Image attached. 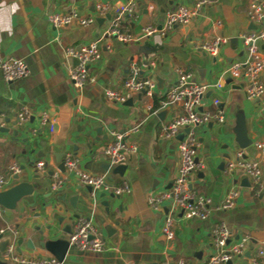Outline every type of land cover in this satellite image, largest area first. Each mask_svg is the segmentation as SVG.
Returning a JSON list of instances; mask_svg holds the SVG:
<instances>
[{
    "label": "crops",
    "instance_id": "1",
    "mask_svg": "<svg viewBox=\"0 0 264 264\" xmlns=\"http://www.w3.org/2000/svg\"><path fill=\"white\" fill-rule=\"evenodd\" d=\"M196 1L173 0L170 4L169 0H0V55L21 59L29 69L26 77L12 82H5L0 73V173L9 180L7 188L23 181L32 184L36 201L34 207H28L31 196L22 198L17 206L24 207L23 213L17 210L11 215H6L0 206V229L5 230L0 234V264H15L3 257L6 245L12 241L20 255L51 256L38 246L42 235L67 239L80 218L93 221L106 249L93 253L73 247L61 264H177L179 259L187 264H202L216 252L211 230L219 221H224L230 230L228 244L248 238L245 251L227 264H254L256 253L264 249V153L254 146L256 141H264V94L258 101L248 98L246 79H232L222 73L233 62L246 58L240 35L259 29L264 21L258 25L250 19L251 0H217L205 5L188 24L174 26L166 36L140 37L144 27H158L166 13L180 6L191 7ZM128 2L134 4V12L124 15L122 30L140 38L121 42L105 36L110 22L106 14ZM98 3L107 7L103 16L96 13ZM71 10L82 17L95 16V20L87 26L72 24L61 30L50 25L49 15ZM98 18L103 20L97 21ZM215 38L225 39L216 55L197 48ZM94 39L99 40L100 53L89 67L94 80L75 88L69 79V69L75 63L66 56L65 49ZM260 49L264 53V41ZM152 59L156 61L154 78L162 79L161 87L155 79L153 98L128 93L123 103L105 99L106 88L121 89L132 63L145 72L146 63ZM176 68L191 71L196 82L214 83L221 79L222 84L220 89L204 94L199 111L220 108L224 122L195 128L196 160L202 168L190 175L189 187L211 200L205 219L182 217L171 198H163L157 209L148 203L149 196L172 186L180 160L177 145L186 135L184 129L172 138L162 135L163 125L179 112L178 105L170 107L163 118L158 117L163 109L152 111L155 101L175 81ZM214 99L219 103L215 105ZM22 108L28 111L29 118L19 126L16 116ZM44 111L56 119L53 132L46 127L39 129V116ZM239 123L252 141L242 149L243 158L257 161L261 169L258 184L240 170L229 172L226 168L241 149L235 141ZM135 126L137 131L133 132ZM113 130L124 133L123 140L136 146V151L126 156L122 175L113 173L111 166L109 170L104 168L109 163L103 147ZM66 153L78 158L82 170L92 174L106 172L114 186L127 181L130 191L118 196L109 191L98 192L92 198L74 174L58 170L56 156L62 154L63 159ZM40 161L44 170L36 167ZM12 163L20 167L18 180L15 174L9 176ZM49 172H60L58 193L51 189ZM233 188L238 192L233 207L216 209ZM74 196L72 204L70 199ZM59 217H64L61 223ZM47 218L53 221L55 237L45 230ZM166 218L172 220V239H166L162 232ZM36 227L44 233L40 235ZM18 239H22L19 252ZM28 241L33 249L28 247Z\"/></svg>",
    "mask_w": 264,
    "mask_h": 264
},
{
    "label": "built area",
    "instance_id": "2",
    "mask_svg": "<svg viewBox=\"0 0 264 264\" xmlns=\"http://www.w3.org/2000/svg\"><path fill=\"white\" fill-rule=\"evenodd\" d=\"M217 0H197L191 7L180 6L174 11L166 13L164 20L159 27L148 25L142 29L140 37H148L153 34L166 36L168 32L176 25H186L192 17L196 16L201 9ZM97 15L103 16L107 11V7L98 3L95 7ZM134 12V4L132 2L121 3L114 8V13L110 19L109 25L104 32L105 36L114 37L118 41L128 42L137 41L140 37L126 33L122 30V19L124 15H132ZM249 17L252 22L261 25L264 21V0H251L249 5ZM95 16L82 17L78 11L71 10L62 14H51L48 21L52 27L61 30L70 25L87 26L93 23ZM242 43L246 49V58L244 61H235L227 66L222 75L232 79H246L247 85L245 93L248 98H259L264 94V83L262 75L264 74V53L260 49V43L264 41V26L249 33L240 35ZM98 39L90 41L88 44L79 47L71 46L65 49L67 57L76 60V63L69 69V79L75 88H82L86 83L91 82L94 78L89 74V67L100 58L98 50ZM225 42L223 38H215L212 41H204L197 48L210 55H216L220 46ZM156 61L152 59L146 63V71L140 72L139 67L132 63L130 65V74L124 80L121 89L106 88L104 97L106 100L123 103L128 93L143 94L153 98L156 92V81L154 72ZM0 73L5 82H12L28 75L29 69L26 63L18 58L3 57L0 55ZM176 79L167 89L165 95L158 99V105L152 110L154 113L166 107H180L179 112L162 127V135L167 138L174 137L182 129L188 128V132L177 145L179 153V165L172 186L167 190H162L157 195L148 197V203L153 209L159 208V204L163 198H171L174 206L179 210L184 218L205 219L210 212L211 200L208 197L197 195L189 187L190 175L202 168V164L196 160L197 138L195 128L197 126L208 123L224 122L223 110L218 108L215 111H199L202 105L204 94L210 89H220L221 79L214 83L196 82L193 80V74L183 68H176ZM213 103H219L218 99H214ZM29 118V113L25 108L20 109L17 113L16 121L22 126ZM56 119L51 118L46 111L39 116V129L46 127L50 132L54 131ZM137 131V126L132 128ZM36 132V129L32 131ZM124 133L116 130L111 131L110 140L103 147V154L107 157V161L111 167L123 165L127 154L136 151V146L127 144L123 138ZM254 146L264 153V141H256ZM235 160L227 163L229 172L238 169L242 173L252 177L255 183H259L261 179V169L259 163L255 160H247L243 158V150L236 152ZM65 171L74 174L80 185L89 187V195L95 198L98 192L109 191L113 195H122L130 191V185L127 181H123L121 185L114 186L109 181L106 172L100 174H92L82 170L79 165L78 158L71 153H66L63 157ZM39 170H44L42 161L36 163ZM20 167L17 163H12L8 167L9 176L17 175ZM60 172H53L51 175V189L57 190L62 178ZM9 180L0 173V191L7 188ZM238 195L237 189L229 190L224 198L216 206L218 210H228L233 207L234 201ZM5 230L0 229V234ZM162 232L166 239H172L174 232L172 230V220L166 218ZM15 235V232L12 231ZM213 244L216 252L202 264H224L235 256L241 255L246 247L248 238L242 237L239 241L228 244L230 239V230L224 221H219L211 230ZM68 242L71 246L79 251H90L93 253H101L106 249V242L98 231L97 227L91 219L80 218L73 224L72 230L68 235ZM3 257L15 264H61L56 258L40 257L29 258L20 255L15 250V243L9 242L3 252ZM254 264H264V249H260L253 259ZM133 264V263H131ZM161 264H167L166 262ZM177 264H187L184 259H179Z\"/></svg>",
    "mask_w": 264,
    "mask_h": 264
},
{
    "label": "water",
    "instance_id": "3",
    "mask_svg": "<svg viewBox=\"0 0 264 264\" xmlns=\"http://www.w3.org/2000/svg\"><path fill=\"white\" fill-rule=\"evenodd\" d=\"M169 3L172 4L173 0H169ZM114 13V8L111 9L107 14H106V19L110 20L112 15ZM102 18H98L97 21H102ZM159 27V26H158ZM74 63H76V60H74ZM157 84L159 87H161L162 84V79L159 77H155ZM140 96V94H139ZM256 101L259 100V98L255 99ZM130 101V99H129ZM169 107L164 108L160 113H158V117L159 118H163V116L166 114V112L168 111ZM208 124H212L211 122ZM56 127V125H55ZM54 127V129H55ZM184 132L187 133L188 132V128L184 129ZM236 134V138L235 141L237 142V145L239 148L243 149L246 148L247 146H249L252 141L250 139L247 138L246 135V129L244 128V125L242 123L238 124V128L235 131ZM56 160L58 162V170L63 173L65 171V167H64V161L62 159V154H60L59 156H56ZM104 168L106 170L110 169V165H105ZM126 166L125 165H117L112 167V172L113 173H117L119 175H122L124 173ZM53 172H49L48 175H52ZM14 178L16 180L19 179L18 175H15ZM52 180V179H51ZM88 191H90L89 187H86ZM33 192H34V186L32 184L27 183L26 181L23 182H19L9 188H6L2 191H0V206H2L6 211L5 214L6 215H11L12 211H17L19 210L20 213H23L24 211V207H18L17 203L18 201H20L22 198L25 197H30L31 196V200L28 203V207H34L36 204V201L33 197ZM60 192V190H57L56 193ZM112 196H114L113 194H111ZM61 199H64V196L61 197ZM71 203L73 204V202L76 200V197H71ZM52 210L49 211V214H51ZM21 216V215H20ZM34 216H38V213H35ZM74 217H77L76 215H74ZM64 217H59L58 218V222L61 223L63 221ZM47 224L45 226V230L47 231V234L55 237L56 236V229L52 228V223L53 221L50 218L46 219ZM36 231H38V233L40 235H42L44 232L40 231L39 227L35 228ZM65 231V230H64ZM7 234H9V232H7ZM46 235H42V237L40 238V240L38 241V246L41 249H44L46 252H48L51 256H53L54 258H56L58 261L63 262L65 259V256L68 252V250L72 249L73 246H71L68 242V239H64V238H50V237H45ZM7 242L5 241L4 244H6ZM22 243V239H18L17 240V251L19 252V246ZM28 247L30 249H33L34 246L32 245L31 241H28ZM229 263L226 262V264Z\"/></svg>",
    "mask_w": 264,
    "mask_h": 264
},
{
    "label": "trees",
    "instance_id": "4",
    "mask_svg": "<svg viewBox=\"0 0 264 264\" xmlns=\"http://www.w3.org/2000/svg\"><path fill=\"white\" fill-rule=\"evenodd\" d=\"M157 105H158V100L155 101V106H157Z\"/></svg>",
    "mask_w": 264,
    "mask_h": 264
}]
</instances>
